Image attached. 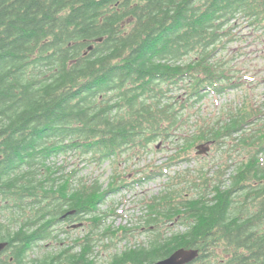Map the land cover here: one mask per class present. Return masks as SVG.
Returning a JSON list of instances; mask_svg holds the SVG:
<instances>
[{"label":"trees","instance_id":"obj_1","mask_svg":"<svg viewBox=\"0 0 264 264\" xmlns=\"http://www.w3.org/2000/svg\"><path fill=\"white\" fill-rule=\"evenodd\" d=\"M240 18L264 33V0H0V241L9 243L0 264H99L91 233L29 258L57 240L68 213L66 222L99 230L100 205L126 185L120 175L107 190L77 183L49 163L77 151L117 160L161 138L175 163L209 141L248 153L187 193L174 183L148 201L152 240L107 264L154 263L182 248L200 251L192 264H264V103L246 100L194 134L181 124L191 102L241 87L217 55ZM174 224L184 230L165 231Z\"/></svg>","mask_w":264,"mask_h":264},{"label":"rangeland","instance_id":"obj_2","mask_svg":"<svg viewBox=\"0 0 264 264\" xmlns=\"http://www.w3.org/2000/svg\"><path fill=\"white\" fill-rule=\"evenodd\" d=\"M233 33L236 37L221 48L217 55L219 53V58L228 62V67L232 69L233 76L241 83V87L224 95L211 94L194 106L191 102L189 108L181 112L182 131L188 130L194 134L200 129L203 121L206 123L217 120L231 111H236L243 107L246 100L264 103V33L253 30L242 18L238 19ZM174 95L180 94L177 91ZM179 97L184 100L183 96ZM196 146L188 151V155L176 160L177 163L171 162L175 147L163 138L155 140L145 148L138 145L127 149L117 160H98L81 151L60 154L52 158L49 165L61 168L65 175L73 174L77 183L99 181L103 189L107 190L120 175L121 183L126 185L121 187L119 184L118 190L100 205L104 223L99 226L101 227L99 230L92 231V223L86 219L63 222L56 229L57 240L36 246L29 253V258L36 259L46 253H56L68 245H73L77 239H84L90 233L95 245L93 256L99 264H107L113 256L126 248L148 244L153 238V233L147 230L143 222L148 212L146 207L148 201L163 194L174 183H176L174 189L180 193H187L188 185L201 181V175L205 173L214 175L218 166L225 165L229 160L234 161L236 166L248 153L244 147L235 149L232 148L234 144H229L223 147L215 145L208 156H197ZM187 158L189 160H186ZM234 171L235 168H232L228 176ZM157 172H162L163 175L159 176ZM153 173L152 179L147 177V174ZM179 175H188L190 180L188 179L187 183L176 180L173 182L172 178ZM75 224L83 226L72 229L71 226ZM108 228L115 231V234L103 236ZM124 228L131 232L126 234ZM178 230L182 231L184 228L174 224L165 231L170 233ZM7 257L8 254H3L0 260Z\"/></svg>","mask_w":264,"mask_h":264},{"label":"water","instance_id":"obj_3","mask_svg":"<svg viewBox=\"0 0 264 264\" xmlns=\"http://www.w3.org/2000/svg\"><path fill=\"white\" fill-rule=\"evenodd\" d=\"M89 50H92L90 47ZM213 142L206 144H201L196 147V154L199 156L208 155L211 151V145ZM66 216H64L65 218ZM81 225H75L73 228H79ZM9 243L1 242L0 243V254L8 248ZM200 251L197 249H179L175 251L171 256L166 259L160 260L158 262L149 263V264H191L198 259Z\"/></svg>","mask_w":264,"mask_h":264}]
</instances>
